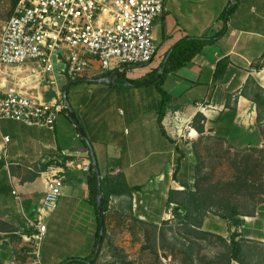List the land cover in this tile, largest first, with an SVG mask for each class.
<instances>
[{
  "label": "crops",
  "instance_id": "1",
  "mask_svg": "<svg viewBox=\"0 0 264 264\" xmlns=\"http://www.w3.org/2000/svg\"><path fill=\"white\" fill-rule=\"evenodd\" d=\"M232 3L165 0L163 14L154 20L161 38L157 55L148 65L128 68L126 78L150 76L165 53L183 37L213 35L223 24L225 31L189 63L168 71L158 84H140L148 86L139 91L138 85H133L136 83L69 82L66 105L82 126L87 146L70 111L71 118L64 112L59 115L53 130L0 119V264H8L12 255L29 260L30 248L23 236L35 231L30 223L39 216L51 167L64 179L55 208L43 212L40 264H58L91 252L97 219L88 202L89 170L81 168L90 162L88 146L105 188L121 180L128 187H138L131 193L110 195L105 218L114 209L127 208L137 217L158 224L163 220L168 191L188 185L191 144L211 136L233 141L239 132L259 135L257 116L264 106L257 108L251 99L255 94L264 98V63L261 69L255 68L264 54V0H241L227 12ZM225 9L222 21L219 16ZM153 33L157 40L154 29ZM223 58L227 59L223 75L214 78L216 63ZM107 76L114 77L112 73L91 71L81 78ZM163 92L167 99L158 123ZM199 106L205 107L204 113ZM197 112L204 117L196 123L202 127L200 132L191 126ZM69 162L72 168L66 166Z\"/></svg>",
  "mask_w": 264,
  "mask_h": 264
},
{
  "label": "built area",
  "instance_id": "2",
  "mask_svg": "<svg viewBox=\"0 0 264 264\" xmlns=\"http://www.w3.org/2000/svg\"><path fill=\"white\" fill-rule=\"evenodd\" d=\"M164 3L18 0L0 33V119L53 130L67 107L57 77L68 81L91 71L125 73L149 64L158 51L153 24L163 14ZM204 110L199 106L201 113ZM66 166L72 168V162ZM81 168L88 171L89 163ZM47 174L39 216L30 223L35 231L23 236L29 244V260L12 255L8 264H40L43 212L55 208L64 179L53 167ZM169 204L163 216L174 218V205Z\"/></svg>",
  "mask_w": 264,
  "mask_h": 264
},
{
  "label": "rangeland",
  "instance_id": "3",
  "mask_svg": "<svg viewBox=\"0 0 264 264\" xmlns=\"http://www.w3.org/2000/svg\"><path fill=\"white\" fill-rule=\"evenodd\" d=\"M11 8V0H0V33ZM158 28L153 26L157 43L161 42ZM57 80L60 87L67 83L60 77ZM147 86L136 88L143 91ZM259 114L257 136L239 132L233 141L211 136L191 144L187 156L192 166L188 189H176L180 191L174 198L187 203L188 192H195L204 212L200 226L196 225V211L184 219L185 210H174V218L163 216L154 224L127 208L114 209L104 220L106 237L95 264H224L220 256L228 250L229 229L216 214L231 206L239 213L241 223L236 230L243 250L252 254L245 259L259 264L257 243L264 246V107ZM77 119L81 123L78 116ZM171 203L176 209V204ZM169 206L164 213H168ZM231 264L239 263L233 260Z\"/></svg>",
  "mask_w": 264,
  "mask_h": 264
},
{
  "label": "trees",
  "instance_id": "4",
  "mask_svg": "<svg viewBox=\"0 0 264 264\" xmlns=\"http://www.w3.org/2000/svg\"><path fill=\"white\" fill-rule=\"evenodd\" d=\"M18 0H11V12L17 3ZM241 0H233V3L227 7V12H230L232 8H234ZM226 9L224 12H222L219 16V18L224 21L225 16H226ZM10 12V14H11ZM225 31V25L221 27L215 34L209 35V36H202V37H183L180 40H178L174 45L171 46V48L165 53L163 56L162 60L160 61L158 68L155 70L154 73H152L150 76L140 79V80H135V79H128L125 77L124 72L121 73H112V75L115 77V82L114 86H122L125 84H130V83H139L143 81H148L151 80L152 78L155 77L157 74V71L160 70V76L153 81V84H158L162 78V76L166 75L168 71L176 70L182 67L183 65L189 63V61L192 59V57L197 54L201 49L209 44L212 43L215 39L220 37ZM264 63V54L261 56L259 61L255 64L256 69H261ZM227 64V59H221L217 61L216 67H215V72H214V78L220 77L223 75V71L225 69V66ZM220 69L219 73H216V70ZM64 86L65 87V97H66V92L68 87L71 85L69 82ZM250 82V78L248 79ZM247 81V82H248ZM73 84V83H72ZM63 87V88H64ZM166 94L163 92V98L159 104V107L157 109V121L160 123L161 118L164 115V105L166 102ZM255 104L256 107L264 106V98H260L256 94L252 96L251 99ZM64 113H66L70 118L69 110L66 107L63 110ZM259 115L257 116V121H258ZM204 119L203 115L200 112H197L191 122V126L195 128L198 132L201 131L202 127L198 126L196 123L200 122ZM81 129L83 130L82 126L80 125ZM83 143L85 146L88 145L86 142L85 138H82ZM89 157H90V162H89V172L87 174V190H88V202L93 206L95 214H96V219H97V229L94 235V240H93V246L91 252L86 255L85 257H79V256H72L69 258H65L61 260L58 264H95V261L98 257V254L101 249V245L106 237V230H105V225H104V220H105V212L107 211L108 207V201H109V196L110 195H121L125 193H131L133 190H137L138 187H128L124 181H119L114 183L113 185H110L108 187L103 186V181L100 179L99 173H96L95 169L92 166V160L89 152ZM45 167V166H44ZM99 184V186H98ZM183 189H188V185L184 184L182 185ZM177 190L170 189L167 193V199L166 203L167 205L171 202H174L176 204V209L177 210H185L184 214V219H189L192 217L194 211L198 212L197 215H199V221L196 222L197 226L201 225V217L204 214L203 212V207L198 199V196L195 194V192H188L189 193V198L188 202H176L174 195L176 194ZM101 195V205H102V211H103V232H102V237H101V242L98 250L95 252V246L98 241V236H99V229L101 222L99 220L97 211H96V206H97V197ZM191 205V207H190ZM219 217L223 218L226 223L227 227L229 229L228 231V250L226 254L220 256L222 258V261H224V264H231V261H237L239 264H250L249 262L246 261V256L252 255L244 252L243 250V244L239 240L241 237L238 230L236 228L240 225L241 221L239 218V213L237 209L234 206L231 207H226L224 211L220 214H216ZM195 217V216H194ZM233 228V229H232ZM258 247V252L262 257L258 254L260 257V260L258 261L259 264H264V246L257 243ZM257 249V247H255ZM254 255V254H253Z\"/></svg>",
  "mask_w": 264,
  "mask_h": 264
},
{
  "label": "water",
  "instance_id": "5",
  "mask_svg": "<svg viewBox=\"0 0 264 264\" xmlns=\"http://www.w3.org/2000/svg\"><path fill=\"white\" fill-rule=\"evenodd\" d=\"M159 76H160V70H158L156 76L154 78H152L151 80L139 82V83H136V84H133V85H140V84H149V83H152ZM77 81H86V82H93V83L113 84L115 82V77L107 76V77H99V78H81V79H75V80H73V82H77ZM62 93H63V99H64V101L66 103L67 101H66V97H65V87L63 88ZM67 108L69 109V111H70V113H71V115L73 117V120L76 122V126H77V129H78L79 133L81 134V137L86 138L83 130L80 127V125L77 123V120H76V118L74 116L73 110L71 109L70 106H67ZM88 147H89L90 156H91V160H92V166L95 169L96 173H99L98 167H97V163L95 161V157H94V154H93V151H92V149H91L90 146H88ZM98 186H99V184H98ZM96 211H97L99 220L101 222V225H100V229H99L98 241H97L96 246H95V249H96L95 252L98 250V248L100 246L102 232H103V211H102V205H101V195H99L97 197Z\"/></svg>",
  "mask_w": 264,
  "mask_h": 264
},
{
  "label": "bare ground",
  "instance_id": "6",
  "mask_svg": "<svg viewBox=\"0 0 264 264\" xmlns=\"http://www.w3.org/2000/svg\"><path fill=\"white\" fill-rule=\"evenodd\" d=\"M194 134V133H193ZM192 135V134H191Z\"/></svg>",
  "mask_w": 264,
  "mask_h": 264
}]
</instances>
